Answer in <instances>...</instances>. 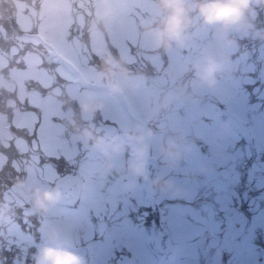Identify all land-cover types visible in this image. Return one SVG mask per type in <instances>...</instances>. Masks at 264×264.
<instances>
[{
    "label": "rangeland",
    "instance_id": "obj_1",
    "mask_svg": "<svg viewBox=\"0 0 264 264\" xmlns=\"http://www.w3.org/2000/svg\"><path fill=\"white\" fill-rule=\"evenodd\" d=\"M38 1V19L32 28L29 18L21 13L18 17L23 31L28 29V33L3 40V46L11 54L17 52L19 46L16 55H6L5 51L0 54V68H9L7 82L0 74V86L16 94L15 97L10 93L0 95V187L5 188L6 181L14 182L11 189L0 195V264H32L33 248L45 242V226L50 220L70 229L69 243L84 257L86 264H119L118 253L136 260V264H200L199 248H204L206 253L205 264H259L260 254L252 242L259 226L264 237L262 204L261 208L257 204L251 206L256 212L240 237L228 238L227 233L219 236L224 222L220 212L235 204L240 206L241 201L243 204L248 184L254 186L256 182L257 188L264 187V64L259 67L254 48L243 47L235 40L233 46L224 51L226 62L216 74L215 88L193 92L188 86L191 73L183 71L186 64L182 52L176 47L167 52L158 51L160 54L151 52L154 50L143 32L142 21L153 14L152 0ZM106 3L118 10L115 22L100 20V9ZM262 11L264 17V7ZM84 23L87 25L83 26ZM87 27L91 28L88 32ZM259 30L252 24L248 34L237 33L234 37L253 39L254 32ZM13 33L17 32L13 30ZM201 40L193 38L183 48L194 51ZM201 42L206 44L204 39ZM35 51L38 57L34 54L25 57ZM142 54L154 66L172 75V79L184 72L188 81L182 84L183 92L187 86L192 94L177 93L179 100L168 105L165 114L156 121L151 118L157 106L150 102V98H154L152 103L156 102L158 86L154 81L145 85L147 82L141 76L125 75L140 86L131 93L110 95L99 87L97 72L91 69L101 62L116 61V55L122 61H132ZM200 56L196 54L194 60ZM252 93L262 100L251 103ZM157 96L160 95L157 93ZM93 100H100L101 107L82 112L80 105ZM157 104L159 111L160 104ZM223 109L250 125L254 142L239 137L223 118ZM185 120H188L187 128H184ZM106 123L114 124L119 130L110 139L100 135L101 126ZM150 123L152 130L158 125L162 126V131L149 134ZM86 126L92 133L96 132L94 138L102 137L110 145L106 154L93 142H87L88 138L81 132ZM12 127L23 128L24 133L31 136V143L15 138L17 133ZM176 134L187 148L180 159L182 162L178 160L167 176L179 189L178 193L160 191L143 179L131 185L121 181L125 175H130L128 165L133 161L135 143L147 146L145 166L152 177L150 171L159 167L156 146L164 137ZM190 138H193L191 143ZM76 142L84 152L81 160L76 158ZM260 150H263L261 164L254 166L253 163L248 174L241 176L239 169L244 159L250 161V156ZM58 158L70 161L71 170L65 177L76 187V194L60 199L61 206L50 211L53 217L39 218L38 235L31 229L29 220L26 227L11 223L7 211L12 215L16 213L14 205L30 207L29 197L34 187L52 188L60 179L59 174L46 165L50 159ZM75 159L79 160L76 166ZM8 160L13 170L22 169L21 173L13 176V170L12 173L6 170ZM25 165L26 169L21 168ZM107 165L110 168L106 170ZM96 170L101 176L109 173L112 180L95 184L83 181V177H93ZM168 170L162 164L155 176L165 175ZM256 174L263 179L255 180ZM239 178L244 181L240 183ZM231 187H236L237 192ZM100 188L105 189V193ZM206 193L215 201L213 208L207 204L196 210L189 205L188 201ZM118 201L122 211L115 217L122 216L123 220L114 222L102 240H95L97 228L99 232L104 228H94L87 213H105L107 207L115 212ZM75 203L79 208L73 212L70 207ZM138 204L151 207L147 227L141 222L131 223L127 216ZM153 205L158 208L155 210ZM222 254H226V261L222 260Z\"/></svg>",
    "mask_w": 264,
    "mask_h": 264
},
{
    "label": "clouds",
    "instance_id": "obj_2",
    "mask_svg": "<svg viewBox=\"0 0 264 264\" xmlns=\"http://www.w3.org/2000/svg\"><path fill=\"white\" fill-rule=\"evenodd\" d=\"M153 14L142 21V28L153 50L167 52L183 48L187 42L199 37L205 40L198 60L189 61L183 71L191 73L188 86L193 92L211 91L215 88L216 74L225 65L224 51L235 43L234 34H248L252 27V16L256 7H264V0H152ZM119 13L110 4L100 9V20L112 23ZM264 39V33H256ZM99 87L110 95L134 92L140 85L124 75L119 61H105L97 70ZM179 100L176 93L167 94L162 104ZM100 100L82 103V112L95 111L101 107ZM82 135L93 138L89 129H82ZM138 141V138H135ZM94 146L107 153L108 145L102 137L93 138ZM113 151L118 149L112 148ZM187 150L178 134L165 137L155 148L167 168H173ZM133 161L128 165L132 179L140 178L149 185L164 192L178 193L173 180L166 175L150 177L145 166L147 146L135 143ZM110 165L106 166V170ZM30 208L34 213L47 215L59 202L60 193L55 188L34 187L30 193ZM70 229L50 222L45 226L44 241L34 246L32 264H86L82 255L74 251L69 243Z\"/></svg>",
    "mask_w": 264,
    "mask_h": 264
},
{
    "label": "trees",
    "instance_id": "obj_3",
    "mask_svg": "<svg viewBox=\"0 0 264 264\" xmlns=\"http://www.w3.org/2000/svg\"><path fill=\"white\" fill-rule=\"evenodd\" d=\"M38 2H39L38 0H0V45H3L2 43H3V40L6 36V34H9L8 36H10L11 33L13 32V30H15L18 34H23L22 32H25V31H27V33H28V29L23 31V29L20 25V22L18 20V17L21 13V15H23L27 19L29 18V20H30L29 22L31 23L30 28H32V24L34 23V21L36 19H38L37 18ZM255 9H257V16L260 17V15H262V11H260L257 7ZM254 16H256V15L254 14ZM3 32H6V34H4ZM239 42L242 45H249L250 44L249 38H241V39H239ZM261 42L256 41V45L259 46V44H261ZM2 48H4V46L0 47V54L4 50ZM250 48H252V47L250 46ZM115 59H116V61H119L122 63L125 75L140 74L141 77H145V79L154 80V83H156V85H158L157 93H159V91L161 93V95L159 97V102L161 104H162L164 97L167 94L173 93V92L175 93L174 88L176 86L179 87L180 84L182 85V83L188 81L187 77H182L184 79V81L178 83L179 86L177 85V83H175V85L170 86V85H167L168 84V79H167L168 76L161 69H157L154 66H149L147 68H141L140 70L136 71L135 68L131 67L130 65H128L124 61L120 60L118 56H116ZM102 63L103 62L98 63V65H96L97 70L101 67ZM142 63L145 64V66H148L145 62H142ZM0 72L2 73V75L4 74L3 77L4 76L7 77L8 72H6L5 70H0ZM4 93H7V91L5 90V88L3 86H0V95H2ZM253 101H254V98L250 102H253ZM172 103L173 102H171L170 104H172ZM163 105H165V104H163ZM0 108H1V106H0ZM13 130L16 133L17 132L20 133V136L24 137L26 139V141H30L31 136L25 134L24 132H21L23 130L17 131L14 128H13ZM89 141H90L89 144H91V142H93L92 139H89ZM76 144L77 143H75V146H76ZM77 152H78V154H77L76 158L81 160L84 156V152L81 149L79 144H77ZM75 161H76V159H75ZM78 161H76L74 166H76L78 164ZM50 163L53 165L55 170L60 175H68L65 173L71 170L70 161L64 160L63 158H58V159H53V160L50 159ZM5 168L10 173H12L13 168L10 166V160H8ZM21 168L25 169V166H21ZM21 170H19V172H16L13 170L12 175L13 176L18 175L19 173H21L20 172ZM106 176H107V178H106ZM82 179L87 181V183H92V184L98 183L100 181L101 182L107 181V183H108L112 180V176L109 173H106L104 176H101L99 171L96 170L93 177L92 176H90V178L83 177ZM5 183H6V186L14 185L13 180L6 181ZM0 190H1L0 193H2L4 191V189H0ZM99 190L102 193H105V189L100 188ZM24 205L26 206L27 204H24ZM59 206H60V204L58 203L55 207L59 208ZM14 208L16 209L15 214L11 215V214H9L8 211L6 212V215L8 214L10 216L12 223H19L21 226L26 227V226H29V223H28V220H29L32 224L31 229H33V230H35V227L39 224V218L44 216V215L34 213L30 207H27L25 209L24 207H21V206L19 207L18 205H14ZM71 208H72L71 210L74 212L75 210H77L79 208V205L74 204ZM120 210H121V203L119 202L118 205L116 206L115 212H114V210H110L107 207L105 210V214H103L102 212L97 214L93 211H89L87 213V217L91 221V224L94 228H97L98 226H103V228H104L103 233L105 234L107 231L110 230V228L114 222H119L121 220V218H122L121 216L115 218L116 212H120ZM48 215L50 217H53L50 214V212L47 215H45V217H47ZM82 223L85 224V222H82ZM96 238H102V235L100 237H96Z\"/></svg>",
    "mask_w": 264,
    "mask_h": 264
},
{
    "label": "water",
    "instance_id": "obj_4",
    "mask_svg": "<svg viewBox=\"0 0 264 264\" xmlns=\"http://www.w3.org/2000/svg\"><path fill=\"white\" fill-rule=\"evenodd\" d=\"M205 46L206 45L204 43H199L196 49L197 53L201 54ZM193 55L194 54L192 52L185 53V60L187 63L193 60ZM223 116L233 127H235L243 135L250 137L249 128L245 124H243L241 121H239L236 117H234L230 112H228L227 110H224ZM102 132L109 138L117 132V128L111 124H107L103 127ZM124 180L127 183H133L135 179H132L130 175H127L124 177ZM55 189L60 193V197L68 198L74 194V187L69 185L67 182L58 184L55 187ZM237 217L238 219H234L233 223H234L235 229L238 231V233H240L243 229L244 222H243L242 216L237 215ZM226 218H227V215H226ZM226 227L227 228L230 227V223L228 221H227ZM233 234H234V231L231 232V235ZM134 263L135 261L128 257L122 258L120 262V264H134Z\"/></svg>",
    "mask_w": 264,
    "mask_h": 264
},
{
    "label": "flooded vegetation",
    "instance_id": "obj_5",
    "mask_svg": "<svg viewBox=\"0 0 264 264\" xmlns=\"http://www.w3.org/2000/svg\"><path fill=\"white\" fill-rule=\"evenodd\" d=\"M262 251H263V256L261 261L259 262V264H264V241H262V245H261Z\"/></svg>",
    "mask_w": 264,
    "mask_h": 264
}]
</instances>
